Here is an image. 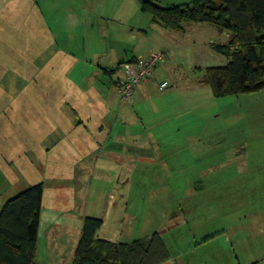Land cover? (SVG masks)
Segmentation results:
<instances>
[{
    "label": "rangeland",
    "instance_id": "obj_1",
    "mask_svg": "<svg viewBox=\"0 0 264 264\" xmlns=\"http://www.w3.org/2000/svg\"><path fill=\"white\" fill-rule=\"evenodd\" d=\"M182 25L152 23L138 0H0V208L42 183L44 261L69 263L81 218L92 216L103 220L98 235L112 241L160 231L170 247L166 264H264V87L214 97L201 80L207 67L228 62L211 48L227 36L207 22ZM109 44L164 52L153 68L160 78L122 104L132 120L112 134L123 142L75 144L105 133L92 131L88 108L87 129H75L60 96L81 87L76 103L83 104L87 63ZM171 76L179 82L159 89ZM183 94L195 104L178 107Z\"/></svg>",
    "mask_w": 264,
    "mask_h": 264
},
{
    "label": "trees",
    "instance_id": "obj_2",
    "mask_svg": "<svg viewBox=\"0 0 264 264\" xmlns=\"http://www.w3.org/2000/svg\"><path fill=\"white\" fill-rule=\"evenodd\" d=\"M138 1L152 23L166 30L182 31L185 22H207L227 33L226 43H211V48L226 56L228 62L207 67L201 80L214 97L264 87V0H192L169 6H160L153 0ZM135 58L105 70L121 99L134 95L136 86L128 97L119 88L124 81L123 65ZM42 189L41 182L29 185L2 204L0 264H36ZM81 221L71 264H162L170 259V247L160 231L130 242L112 241L98 235L101 218L83 216Z\"/></svg>",
    "mask_w": 264,
    "mask_h": 264
},
{
    "label": "crops",
    "instance_id": "obj_3",
    "mask_svg": "<svg viewBox=\"0 0 264 264\" xmlns=\"http://www.w3.org/2000/svg\"><path fill=\"white\" fill-rule=\"evenodd\" d=\"M225 35L228 37L227 33L225 32ZM144 38V36H143ZM145 39V38H144ZM102 49H95L96 51V55L95 57L97 58V63H92L89 62L87 63L89 65V69L85 68V77H83L84 79H81L80 81H86L90 78L89 81V87L87 88V93L86 95H84V102L83 104H79L76 103V101L82 96V89L81 87H74V85H72V94L71 95H62L60 96L61 99H66L67 101V105L68 108L70 109L69 115H73L77 122H76V126L77 123H79L80 125H78L75 129H84L86 130L87 126L85 121L89 122L90 118H89V113L87 110H85V108H88L91 113H93L95 121H94V125L91 127L92 131H100V132H104V136L102 138V140L99 141H94V139L91 138H87L86 137V141L83 140H73V143H79V141L82 142V146L86 145L89 146L91 144L99 146V147H113L114 145L112 143L117 142L118 140H121L123 142V136H119V135H113L112 131L114 130V128L119 124L121 126H124L126 124H128L132 119L129 118V112L127 109H125L122 104L124 103L125 99H121L119 97V95L117 94L114 86H113V82H111V76L108 72H106L105 70H110L112 68H114L115 66H117L118 63L123 62L125 60H129L131 58H133L134 56H140V55H146L150 52L149 49H145V48H141V46H137L136 50H128L125 48H116V47H112L110 44L106 47V51L102 53V51H100ZM166 55H164L165 57ZM92 64V65H91ZM105 68V69H104ZM61 70L64 69V66L61 65L60 67ZM156 69L153 70L152 75L145 80L144 82H142L141 84L137 85L134 91V95L132 96V98L135 99V101L139 98V97H144L147 93H149L151 85L155 82H157L156 80H158L160 77L156 76L155 74ZM104 73V74H101ZM105 75L107 76V83L109 84L108 86H106V81H104ZM97 77V78H96ZM101 79H100V78ZM59 78L64 79V75L63 73H60ZM79 78V76H78ZM158 78V79H157ZM174 76L171 77H164L161 81H170L172 84V87L174 86V83H178L179 81L174 80L173 79ZM69 79V77H68ZM94 80H97V84ZM181 81V79H180ZM100 82V83H99ZM74 83V82H72ZM159 83V82H158ZM159 83V84H160ZM81 86V85H80ZM180 91L179 90H174V92ZM173 92V91H172ZM50 96V93H49ZM193 95L190 94V96H186V94L182 95V98L180 100V102H178L177 106L178 107H186L188 105L193 106L195 104V102H193ZM129 99V98H128ZM66 104V101H65ZM181 104V105H180ZM102 106L101 108L99 106ZM83 111V112H82ZM82 112V113H81ZM71 113V114H70ZM136 115L139 114L137 112H135ZM141 114V113H140ZM142 119V117H141ZM83 126V127H82ZM90 131V130H88ZM94 136L96 139V135H91ZM98 137V135H97ZM120 138V139H119ZM94 141V142H93ZM79 147H81V144H78ZM77 164L79 162H76ZM79 166V164H78ZM77 166V168H78ZM216 165H213V167H215ZM86 169V173L88 171L87 167H85ZM85 169H83L85 171ZM127 171H129L127 169ZM77 172V170L75 171V173ZM171 211H173L171 209ZM164 237V236H163ZM47 241V245L49 246L52 242V238H46ZM55 246L58 247V249L62 250L63 244L60 243V245L58 244V242H55ZM75 250V246L73 247V251L71 253L70 256V261L67 264H71L72 261V257H73V253ZM46 253H48L47 251H45V255ZM171 254V253H170ZM42 257V258H41ZM44 259V254L41 253V256L38 254V250L36 249V256H35V261L36 264H51L50 259L48 260V258ZM166 263H170V260H166L163 264Z\"/></svg>",
    "mask_w": 264,
    "mask_h": 264
},
{
    "label": "built area",
    "instance_id": "obj_4",
    "mask_svg": "<svg viewBox=\"0 0 264 264\" xmlns=\"http://www.w3.org/2000/svg\"><path fill=\"white\" fill-rule=\"evenodd\" d=\"M164 59V53L161 51H152L146 55L136 56L132 62L123 65L124 81L119 91L128 97L132 94L135 86L147 80L153 72L156 64ZM169 82L163 81L159 84V89L168 87Z\"/></svg>",
    "mask_w": 264,
    "mask_h": 264
}]
</instances>
